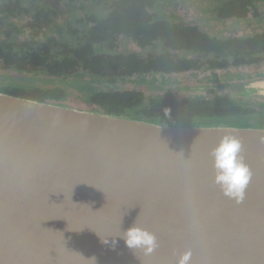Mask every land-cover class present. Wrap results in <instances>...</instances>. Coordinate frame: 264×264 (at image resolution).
<instances>
[{"label":"water","instance_id":"obj_1","mask_svg":"<svg viewBox=\"0 0 264 264\" xmlns=\"http://www.w3.org/2000/svg\"><path fill=\"white\" fill-rule=\"evenodd\" d=\"M229 132L253 172L240 204L209 156ZM262 137L0 93V264H177L188 249L192 264H264ZM135 223L158 238L150 256L120 238Z\"/></svg>","mask_w":264,"mask_h":264},{"label":"flooded vegetation","instance_id":"obj_2","mask_svg":"<svg viewBox=\"0 0 264 264\" xmlns=\"http://www.w3.org/2000/svg\"><path fill=\"white\" fill-rule=\"evenodd\" d=\"M263 2V0H193L190 2L192 12L188 13L178 0H0V93L35 88L54 89L63 92L62 104L82 109L89 106L94 94L127 91L143 94L146 104H149L150 100L158 99H173L176 103L201 100L254 109L260 111L262 115L232 122L249 125L264 124V95H260L258 89H247V86L253 83L264 82V77L247 79L246 82L233 85V92L236 91L239 95V100L235 102L212 96L213 93L219 94L218 87L200 86L191 89L192 95L201 94L214 98L192 96L177 101L175 97L165 95L148 97L144 90L129 88L127 85L128 80L140 78H158L166 81L172 74L208 73L227 69L239 71L243 68L264 66L263 50L253 54L255 63L236 66L232 55L174 51L167 47L169 37L161 38L154 34L153 37L145 35L137 37L131 32V28H136L141 22L143 28L156 25L197 28L218 41L257 40L261 44L264 43V37H261L264 35ZM231 3L235 4L232 11L244 13L245 17L223 18L220 16V13L223 15L227 9H230L227 6ZM96 11L105 12L107 17L98 18ZM127 13L134 16L131 18L125 16ZM205 15L212 17L215 21L217 18L223 21L238 19L248 24L238 23L247 25L246 29L243 28L240 31L234 28L225 29L224 26L214 27L217 22L205 25L202 19H199ZM187 16L195 23L186 25L184 20ZM254 19L259 20V23L251 27L252 23L249 20ZM134 23L137 25H133ZM202 28L205 30L213 28L223 38L212 37ZM248 33L250 36H241ZM108 57H117L123 61L132 62L133 65L129 66L125 63L124 73L127 74L116 80L95 74L96 70L101 69L98 68V64L104 65ZM75 60H79L77 66H74ZM189 60L198 63L196 69L182 73L167 72L168 66H160L159 70H146L151 63L157 61L169 65L173 62L178 64ZM85 62L87 64L89 62V68L85 66ZM139 65L142 67L137 72ZM134 69H136L135 73L130 74ZM84 75L95 79L96 88L99 89L87 98L80 96L76 99L66 84L69 78ZM40 77H44L41 79L43 82L38 80ZM78 84L73 82L72 89H77ZM167 89L186 91L185 93L189 90V88L181 89L170 87V85L160 87V90Z\"/></svg>","mask_w":264,"mask_h":264},{"label":"trees","instance_id":"obj_3","mask_svg":"<svg viewBox=\"0 0 264 264\" xmlns=\"http://www.w3.org/2000/svg\"><path fill=\"white\" fill-rule=\"evenodd\" d=\"M227 12L220 16L223 18L229 17H245L244 13H238L233 10L235 4H229ZM130 18L134 15L130 13L125 14ZM117 22V21H115ZM133 25H137L134 23ZM132 34L137 37L145 35L146 37L166 38L169 37V41L166 43L167 47L174 51H187L190 53H216L219 55H232L235 58L234 65H249L256 62L253 57L254 53L263 50L264 43L257 40L254 41H218L212 39L197 28H184V27H167L164 25H156L155 27H141V22L136 28H131ZM261 37H264L261 36ZM93 63V62H92ZM127 63L132 66V62L121 60L117 57H108L105 64H98V69L94 73L99 76H104L109 79L117 78L126 75L124 73V65ZM74 66L79 64V60H75ZM198 63L194 61H186L182 63H163L157 61L151 63L147 71L159 70L160 66H168L166 69L170 73H182L197 68ZM85 66L89 68L85 62ZM139 67L130 72H139ZM163 69V67H162ZM142 70V69H140ZM7 95L24 98L28 100L38 101L42 103L62 104L63 92L59 90H44L35 88L34 90L24 89L21 91L7 92ZM146 99L141 93L133 92H117L112 94H94L91 97L88 107H84L78 110L97 111L109 115H125L131 117H137L152 121H161L168 123L178 124H235V125H249L232 122L233 120H239L244 118H254L257 115H262L260 111L254 109H248L240 106H228L222 103L204 102L201 100H191L183 103H176L173 99H158L150 100L149 104H146ZM249 126H264V124L249 125Z\"/></svg>","mask_w":264,"mask_h":264},{"label":"rangeland","instance_id":"obj_4","mask_svg":"<svg viewBox=\"0 0 264 264\" xmlns=\"http://www.w3.org/2000/svg\"><path fill=\"white\" fill-rule=\"evenodd\" d=\"M180 3L183 4V9L191 13V3L193 0H178ZM264 1V0H263ZM264 3V2H263ZM98 18L104 19L107 17V14L104 12L96 11L95 13ZM160 18V17H159ZM163 19V18H160ZM199 19H202V22L205 25H209L210 23H215L214 27L216 26H224L225 29H236L237 31L242 30L243 28L246 29L247 25H239V24H248L245 21L234 19V20H228L223 21L220 19H213L212 17H209L208 15L199 17ZM264 20V17H262ZM249 22L252 23L251 27H254L259 23V20H249ZM184 23L186 25L194 24L195 21L193 19H190L189 16L185 18ZM235 23V24H231ZM239 23V24H238ZM230 24V25H229ZM233 27H229V26ZM227 26V27H225ZM203 29V28H202ZM204 32L209 34L212 37L217 38H223L221 34L214 30L213 28L210 30L203 29ZM242 37L250 36V34H244L241 35ZM232 69V68H230ZM264 77V66L256 67V68H243V70L235 71V70H220V71H210L208 73H195V72H186L182 74H172L169 77V80H159L158 78H140V79H133L128 80L127 85L129 88H135L138 90H144L148 97H159V96H172L177 99V101L188 99L189 97L195 96V97H205L206 99L214 98V97H206L205 95L201 94H193L191 92L192 88L200 87V86H211V87H218L220 90L219 94H211L212 96H216V98L221 100H230L229 102H235L239 100V95L236 93V91L233 92V85L242 83L243 81L246 82V80H251L255 78H263ZM44 77L38 78L40 82H43L41 79ZM70 79V80H69ZM67 81L66 86L69 88V90L74 94L75 98H79L82 96V98H87L91 94L95 93L99 88H96V81L95 79L91 78L90 76H78L74 78H69ZM46 81V79H45ZM38 82V83H40ZM73 82H78L77 89L73 88ZM171 82V83H169ZM172 84V85H171ZM164 85V86H163ZM179 87L181 89H187L186 91H174V90H160V87ZM179 89V90H181ZM218 90V91H219Z\"/></svg>","mask_w":264,"mask_h":264},{"label":"clouds","instance_id":"obj_5","mask_svg":"<svg viewBox=\"0 0 264 264\" xmlns=\"http://www.w3.org/2000/svg\"><path fill=\"white\" fill-rule=\"evenodd\" d=\"M250 87L258 89L259 94L264 95V82L253 83ZM243 147L241 139L229 132L223 135L218 145L209 152L215 169L214 183L220 187L225 197L237 204L243 203L253 180L252 169L242 154ZM120 238L128 249L134 252L141 251L145 256H150L159 247L156 234L139 223L125 230ZM192 256L191 249L184 251L177 264H192Z\"/></svg>","mask_w":264,"mask_h":264}]
</instances>
